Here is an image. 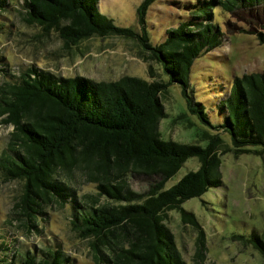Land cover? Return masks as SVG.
Listing matches in <instances>:
<instances>
[{"label":"trees","instance_id":"obj_1","mask_svg":"<svg viewBox=\"0 0 264 264\" xmlns=\"http://www.w3.org/2000/svg\"><path fill=\"white\" fill-rule=\"evenodd\" d=\"M254 1L264 0L186 3L188 15L167 28L161 41L151 43L142 27L137 32L114 24L97 10V0H0V7L8 2L18 5L25 23L37 24L44 32L56 30L65 49L90 35L134 37L148 75L95 80L30 67L0 82V121L12 126L0 149V177L15 179L19 186L8 210L11 218L26 229L36 226L49 206H61L71 197L67 180L78 172L94 183L95 194L85 193L75 205L74 199L67 201L68 222L77 237L85 238L94 263L189 264L164 221L165 210L174 208L181 221L197 230L192 255V264H197L204 233L193 212L181 203L221 183L220 154L264 152V71L232 77L229 90L216 103L223 114L217 123L194 99L188 71L194 57L221 40L211 21L212 7L229 11ZM150 2L141 0L136 7L140 26ZM151 59L161 65L166 80L158 78ZM170 82L179 85L186 107L178 117L184 116L187 125L193 123L190 115L200 123L193 141L159 135L158 119L165 115L160 94ZM190 156L197 158V167L164 187V181ZM131 174L156 175L157 179L146 190L137 191L128 183ZM98 195L105 200L97 203ZM232 236L264 255V229ZM0 264L71 261L53 242L5 255Z\"/></svg>","mask_w":264,"mask_h":264},{"label":"rangeland","instance_id":"obj_2","mask_svg":"<svg viewBox=\"0 0 264 264\" xmlns=\"http://www.w3.org/2000/svg\"><path fill=\"white\" fill-rule=\"evenodd\" d=\"M195 1L151 0L141 26L136 18V7L141 0H97L96 6L114 24L129 26L137 32L142 27L149 41L157 43L164 38L167 28L174 27L179 19L188 15L184 5ZM19 9L14 2L0 7V82L11 80L30 67L61 76L81 74L95 80H114L122 74L148 78L146 62L137 54L134 37L90 35L65 49L56 30L44 32L37 24L25 23L20 19ZM211 21L221 34V40L194 57L188 82L194 99L203 104L208 119L217 123L223 120V114L216 103L229 90L232 77L264 71V1L229 11L216 5L212 7ZM150 61L158 78L166 80L161 65ZM160 98L165 115L158 119L159 135L182 142L195 140V130L200 123L191 115L188 117L193 123L189 125L184 116L178 117L186 111L179 85L168 83ZM11 129V124L0 121V149ZM223 137L228 141L226 133ZM219 159L221 183L181 203L182 208L193 212L204 233L202 256L197 264H264L263 254L232 236L233 233L247 235L253 230L261 233L264 229V152L237 155L226 152L220 154ZM197 165L195 156L187 157L163 186H169ZM156 179V175H128V183L137 191L146 190ZM67 181L71 197L61 206H49L35 221L36 226L26 229L8 212L17 194L18 182L0 177V259L54 242L71 264H96L85 238L77 237L69 227L67 203L74 199L72 204L75 205L83 201L85 193L95 194L94 183L85 181L78 172ZM97 197V203L105 200L103 196ZM164 221L183 259L192 264L197 230L181 221L179 211L174 208L165 210Z\"/></svg>","mask_w":264,"mask_h":264}]
</instances>
